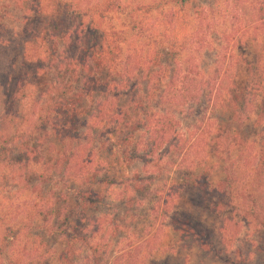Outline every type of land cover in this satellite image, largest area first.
Here are the masks:
<instances>
[{"label": "rangeland", "instance_id": "obj_1", "mask_svg": "<svg viewBox=\"0 0 264 264\" xmlns=\"http://www.w3.org/2000/svg\"><path fill=\"white\" fill-rule=\"evenodd\" d=\"M68 1L71 6L65 18V40L74 45L63 47L65 52L61 54L72 58L83 41L91 43L94 38L119 44L117 73L112 70L114 79L125 76L126 87L121 92H130L132 87L137 95L145 85L137 73L151 66L154 50L161 45L160 38L171 35L184 38L187 49L179 61L194 56L208 77L219 68L216 51L228 55L234 47L226 43L225 34L238 23L235 14L241 16L245 25L252 19L249 7L252 0H193L184 9L162 4L160 0ZM53 2L0 0V141L11 128L9 119L19 102L23 103L28 118L21 126L23 132L9 144L0 162V264H237L241 258L249 264H264V230L256 227L250 216L244 217V210L238 209L248 204L240 194L252 193L258 202L264 203V172L260 163L264 158V121L256 125L253 117L237 115L228 100L213 97L211 102L177 106L168 112L179 120L178 132L188 138L187 144L197 138L198 148L203 150L202 163L193 172L197 175L205 171L213 185L223 182L228 175L231 177L229 194L233 207L214 212L208 203L199 204L193 192L183 187L176 212L182 218L185 214L190 216L194 233L182 239L170 224L171 216L156 215L149 207L155 198L162 199L170 187L182 182L179 176L184 177L186 172H179L178 168H185L187 161L181 155L173 158L172 151L162 155L159 168L138 159L126 164L114 151L111 155L102 150L103 156L95 158L100 167L118 180L127 177L128 183L134 181V175L145 177L143 183L150 193L142 197L141 203L138 200L128 206L123 201L131 192L126 183L94 185V189L104 193L103 201L86 212L82 231L76 233L86 236V240L77 237L75 254L70 261L63 260L64 233H74L71 222L77 208L75 192L83 185L69 181V176L62 173L63 167L55 165L68 148L67 141L29 124L37 114L46 112L43 106L55 93L53 85L41 96L35 83L31 90L29 83L20 91L18 87L23 78L30 84L31 80L34 82L35 74L40 75L41 85L54 82L52 71L37 69L45 64L46 58H51L42 37V25ZM200 8L207 16L204 27L210 44L198 50L193 37L198 24L194 11ZM187 14L190 19L186 25L177 23L174 28L168 22H175L177 17L187 18ZM115 31L121 39H117ZM260 46L259 42L242 46L246 61L252 62ZM166 59V65L175 63L173 58ZM63 67L64 64L56 74L61 76ZM232 76L238 86L245 84L248 78L245 65L238 66ZM21 91L27 92V97L22 98ZM32 100L35 105L30 108ZM33 110L36 113L31 116ZM188 154L189 158H196L193 150ZM171 159L174 162L169 165ZM225 215L240 223L239 236L228 248L220 245L214 232L217 221ZM97 224L100 227L94 231ZM204 233L214 242L210 250L198 245Z\"/></svg>", "mask_w": 264, "mask_h": 264}, {"label": "trees", "instance_id": "obj_2", "mask_svg": "<svg viewBox=\"0 0 264 264\" xmlns=\"http://www.w3.org/2000/svg\"><path fill=\"white\" fill-rule=\"evenodd\" d=\"M160 2L184 9L189 7L193 0H160ZM52 5L42 25L44 34L42 37L46 41V51L51 58H46L45 64H40L37 69L52 71V74H55L54 82L41 85L38 81L40 75L35 74L34 82L31 80L30 84V81L27 82L26 78H23L18 83V87L20 91L26 83H29L28 89H30L35 83L34 86L39 89L38 95L41 96L50 90V85H53L55 93L50 95L49 102L43 106L46 112L37 114L29 124H33L38 131H50L67 141L68 148L63 155L60 154V158L56 159L55 165L63 167L62 173L69 176V181L83 185L75 192L77 208L75 218L71 222L74 233L67 231L64 233L66 248L62 253L63 260L68 262L75 254L77 237L86 240V236L81 237L80 234L76 236V233L82 231L86 212L103 201L104 193L97 188L94 189V185L106 187L118 181V183H126L131 188V192L123 199L128 206L137 203L138 200L141 203L144 199L142 197H147L150 193L143 183L145 177L134 175L132 177L134 181L128 183L127 177L118 180L114 174L109 173V170L100 167L99 161L95 158L103 156L102 150L111 155L114 151L116 157L118 156L126 164L138 159L159 168L162 155L172 151L173 158L181 155L182 160L187 161L185 168H178L179 172H186L184 177L179 176L182 182L170 187L162 199L159 196L153 202L149 200L152 202L149 207L152 213L156 215L161 213L165 218L171 216L170 224L182 239H187L194 233L190 216L185 214L182 218L176 212L179 198L184 194L183 187L186 191L193 192L199 204L208 203L214 212L233 207L229 194L231 177L228 175L223 182L213 185L205 171L197 172V175L193 172L202 163L203 150L198 148L200 144L197 138L187 144L188 138L179 135L180 122L168 112V109L203 100L211 102L213 97L228 100V105L237 115L253 117L252 120L256 125L264 121V0L249 2L252 19L246 25L241 16L235 14L238 23L234 24L231 32L225 34L226 43H232L234 47L228 55L222 51L220 55L218 50L216 51L219 68L215 75L205 77L194 56H189L186 61H179L187 49L184 38L177 39L172 35L164 39L160 38L161 45L154 50L151 66L147 65L137 73L138 78L145 82L138 95L132 87L130 92H121L126 87L125 76L118 80L114 79L112 70L117 73V59L121 53L119 44L105 43L94 38L91 43L83 41L84 44L79 45L78 51L72 58L68 57L70 55L61 54L65 52L66 46L74 45L73 42L65 40V18L71 3L68 0H54ZM194 13L197 15L198 24L195 26L193 37L200 50L210 44L204 27L207 16L202 8L195 9ZM189 19L187 14V18L177 17L175 22L173 20L168 22L175 28L177 23L188 24ZM113 33L117 39H121L118 32ZM251 42H259L261 46L260 51L253 54L252 62H248L244 58L245 50L242 46ZM166 58H173L175 63L166 65ZM58 60L61 61L57 62ZM63 64V73L60 76L56 72L61 70ZM241 65H245L248 78L245 84L238 86L232 80V77H235L232 75ZM130 94L132 96L127 97ZM21 96L27 97V92L21 91ZM85 101L87 104H84ZM33 105L35 102L32 100L30 108ZM161 107L165 109L161 110ZM26 113L23 103L19 102L9 119L11 128L4 133V138L0 141V162L5 158L9 144L23 132L21 126H24V121L28 119L25 118ZM35 113L33 110L31 116ZM192 150L196 158H189L188 152ZM173 162L174 160L171 159L169 165ZM100 163L102 165L101 161ZM260 163L264 172V158H261ZM240 197L248 204L238 209L244 210V217L250 216L256 227L264 230V203L258 202L252 193L240 194ZM250 203L253 205L249 206ZM239 226L240 223L228 215L217 221L214 232L223 248L233 246L240 233ZM99 227L97 224L94 231ZM202 237L204 239L199 240V247L210 250L214 242L208 240L205 233ZM236 263L249 264V261L241 258Z\"/></svg>", "mask_w": 264, "mask_h": 264}]
</instances>
